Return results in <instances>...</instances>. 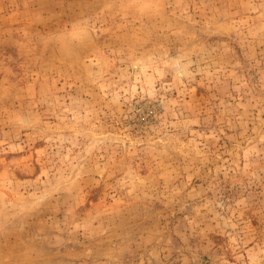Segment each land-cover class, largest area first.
Listing matches in <instances>:
<instances>
[{
  "label": "rangeland",
  "instance_id": "374dc122",
  "mask_svg": "<svg viewBox=\"0 0 264 264\" xmlns=\"http://www.w3.org/2000/svg\"><path fill=\"white\" fill-rule=\"evenodd\" d=\"M0 264H264V0H0Z\"/></svg>",
  "mask_w": 264,
  "mask_h": 264
}]
</instances>
